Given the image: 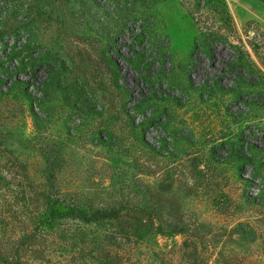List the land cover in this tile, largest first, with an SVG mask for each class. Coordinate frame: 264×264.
I'll return each instance as SVG.
<instances>
[{
	"label": "rangeland",
	"instance_id": "1",
	"mask_svg": "<svg viewBox=\"0 0 264 264\" xmlns=\"http://www.w3.org/2000/svg\"><path fill=\"white\" fill-rule=\"evenodd\" d=\"M0 33L15 197L147 209L122 264H264V0H0ZM118 226L64 222L40 264Z\"/></svg>",
	"mask_w": 264,
	"mask_h": 264
},
{
	"label": "trees",
	"instance_id": "2",
	"mask_svg": "<svg viewBox=\"0 0 264 264\" xmlns=\"http://www.w3.org/2000/svg\"><path fill=\"white\" fill-rule=\"evenodd\" d=\"M1 36L2 33L0 38ZM8 57H12V54H8ZM30 59L35 66L34 59ZM12 180L0 169V264H40L49 248L56 246L54 239L50 237L53 235L51 230L61 227L67 221H77L93 228L119 223V228L104 237L105 245L81 248L87 253L82 263L122 264L120 252L125 246L122 242H130V238L134 236L125 224H121L122 219L125 216H141L147 212V209L130 202L97 206L92 202L66 199L64 193L54 186L48 196L27 202L24 201V195L21 199L15 197L18 196V191H14ZM80 230L77 228L75 234H84ZM155 230L160 235L180 233L175 229H164L161 224ZM58 240L60 246L57 249L68 252V244L61 237Z\"/></svg>",
	"mask_w": 264,
	"mask_h": 264
}]
</instances>
